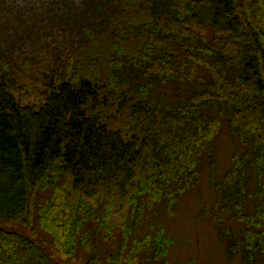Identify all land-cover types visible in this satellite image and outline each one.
Masks as SVG:
<instances>
[{
    "label": "trees",
    "instance_id": "16d2710c",
    "mask_svg": "<svg viewBox=\"0 0 264 264\" xmlns=\"http://www.w3.org/2000/svg\"><path fill=\"white\" fill-rule=\"evenodd\" d=\"M13 1L0 0V264H71L81 250L83 264H166L168 237L132 238L144 205L173 206L204 152L216 165L222 124L236 151L210 179L232 224L219 237L231 259L264 264V0ZM170 83L187 99L167 100ZM62 178L61 206L36 208ZM112 216L123 238L101 251Z\"/></svg>",
    "mask_w": 264,
    "mask_h": 264
},
{
    "label": "rangeland",
    "instance_id": "374dc122",
    "mask_svg": "<svg viewBox=\"0 0 264 264\" xmlns=\"http://www.w3.org/2000/svg\"><path fill=\"white\" fill-rule=\"evenodd\" d=\"M20 4L26 3L29 0H19ZM16 2V0H15ZM7 7L13 8L16 3L13 0H6ZM13 17V15H12ZM11 18V15H10ZM52 53V52H51ZM44 62L49 63L51 68H55V61L51 58V54H48ZM37 63L31 68V74H38L42 68L41 63ZM67 65L66 62L60 63L57 66L62 67ZM46 70V69H45ZM47 71V70H46ZM52 74L49 76H43L48 81L52 80ZM43 75V74H42ZM40 77V76H39ZM69 80V78H65ZM45 80V79H44ZM186 85L181 83H170L168 87H161L160 92L166 91V99L169 101L186 100L189 93L184 88ZM15 96L19 99L20 103L24 105L35 106V101L27 98L29 92L32 89H27L24 86L20 87ZM183 88V89H182ZM180 96V97H179ZM220 119V118H219ZM222 122V120L220 119ZM214 155L216 158V165L211 167L209 165L208 152H204L202 157L203 171L200 174V180L194 186H192L185 194L170 206L167 200L159 201L158 203L151 205L146 203L144 205V213L139 221L138 228L135 233V240L141 241L147 235L151 237L156 236L160 232L168 239L171 240V246L167 255L166 264H242L240 257L234 259L229 257L225 250V244L219 237V229H223L224 225H232L227 217L222 216L220 222L216 216H220L216 209L217 197L215 191L211 187V176L223 178L225 172L231 165L232 155L236 151V144L232 141L229 132L221 126V132L215 136L213 140ZM65 178L60 180V183L56 185V188H50L46 191H38L36 195V208H41L43 205L52 204L56 208L61 206V201L66 192ZM108 209V207H107ZM127 217V226L133 225V213L129 210ZM114 226L113 234L108 240L100 241V249L109 250L118 247L121 239L123 238V228L120 219L116 216L108 218ZM35 232L39 239L50 240V237L36 224ZM92 231L91 237L94 239L96 236V230L93 229V225H88ZM105 234L111 232L102 229ZM128 242V248H132L134 242ZM85 251H78L76 255V262L71 264H83ZM146 251L143 250L140 253V257L145 256ZM147 256V255H146ZM70 264V263H69ZM154 264H163L161 260Z\"/></svg>",
    "mask_w": 264,
    "mask_h": 264
}]
</instances>
